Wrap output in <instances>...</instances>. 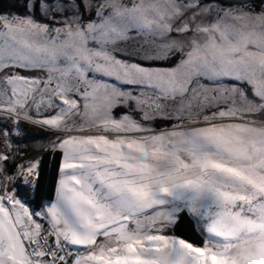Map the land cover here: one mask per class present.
Returning <instances> with one entry per match:
<instances>
[{
    "label": "snow or ice",
    "instance_id": "snow-or-ice-1",
    "mask_svg": "<svg viewBox=\"0 0 264 264\" xmlns=\"http://www.w3.org/2000/svg\"><path fill=\"white\" fill-rule=\"evenodd\" d=\"M7 2L0 264H264V0Z\"/></svg>",
    "mask_w": 264,
    "mask_h": 264
},
{
    "label": "trees",
    "instance_id": "trees-1",
    "mask_svg": "<svg viewBox=\"0 0 264 264\" xmlns=\"http://www.w3.org/2000/svg\"><path fill=\"white\" fill-rule=\"evenodd\" d=\"M5 8L8 7V2L6 0V3L4 5ZM17 10L23 11L22 8H18ZM40 133L35 131H31L28 133L29 136L32 135H39ZM55 168L56 165L54 162H52L47 154L44 156V177L42 182L45 185V190L49 191L51 190L52 185L54 184V176H55Z\"/></svg>",
    "mask_w": 264,
    "mask_h": 264
},
{
    "label": "rangeland",
    "instance_id": "rangeland-1",
    "mask_svg": "<svg viewBox=\"0 0 264 264\" xmlns=\"http://www.w3.org/2000/svg\"><path fill=\"white\" fill-rule=\"evenodd\" d=\"M31 131H35V130H29V132H31ZM37 132H39V130H37ZM39 142H44V141H39Z\"/></svg>",
    "mask_w": 264,
    "mask_h": 264
}]
</instances>
